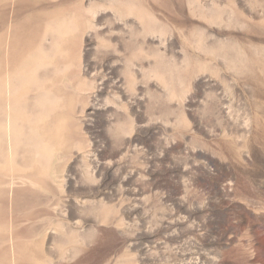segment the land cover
I'll use <instances>...</instances> for the list:
<instances>
[{
    "label": "rangeland",
    "instance_id": "rangeland-1",
    "mask_svg": "<svg viewBox=\"0 0 264 264\" xmlns=\"http://www.w3.org/2000/svg\"><path fill=\"white\" fill-rule=\"evenodd\" d=\"M0 264H264V0H0Z\"/></svg>",
    "mask_w": 264,
    "mask_h": 264
}]
</instances>
